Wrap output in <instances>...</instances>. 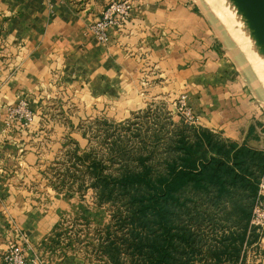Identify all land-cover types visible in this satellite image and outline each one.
<instances>
[{
  "label": "crops",
  "instance_id": "1",
  "mask_svg": "<svg viewBox=\"0 0 264 264\" xmlns=\"http://www.w3.org/2000/svg\"><path fill=\"white\" fill-rule=\"evenodd\" d=\"M110 1L0 0V214L25 233L30 260L46 248L60 218L40 209L27 185L44 181V170L68 147L76 118L123 122L174 98L177 88V96L191 99L202 128L264 151V96L254 94L252 76H242V51L215 16H204L192 0H128L126 31L103 45L90 27ZM247 50L264 65L252 43ZM60 100L84 107L57 110ZM20 101L35 123L20 141L16 133L8 141V108ZM57 112L70 117L67 126L57 124ZM260 251L246 254L243 264H264ZM47 264L83 262L68 255Z\"/></svg>",
  "mask_w": 264,
  "mask_h": 264
},
{
  "label": "trees",
  "instance_id": "2",
  "mask_svg": "<svg viewBox=\"0 0 264 264\" xmlns=\"http://www.w3.org/2000/svg\"><path fill=\"white\" fill-rule=\"evenodd\" d=\"M157 118L135 145L110 144L116 174L104 175L102 161L89 167L98 205L117 208L106 264H243L259 241L251 221L264 151Z\"/></svg>",
  "mask_w": 264,
  "mask_h": 264
},
{
  "label": "rangeland",
  "instance_id": "3",
  "mask_svg": "<svg viewBox=\"0 0 264 264\" xmlns=\"http://www.w3.org/2000/svg\"><path fill=\"white\" fill-rule=\"evenodd\" d=\"M191 3L192 7L196 3L204 16H215L226 33L233 37L239 51H242L241 58L246 61L243 68L239 67L243 73L242 76L244 77L246 73L252 76L254 94L258 95V98L264 96V65L252 50L253 53L247 50V48L250 49L252 42L244 32L228 1L192 0ZM233 25L239 34L232 30ZM239 38L242 39V43ZM254 51H257L255 46ZM176 92L177 88H175L174 98L167 101H154L144 111L132 115L123 122L101 120L95 122L96 120H77L76 118L77 128L72 133L66 134L68 147L65 150L63 148L60 153L58 152V159L44 170L46 173L43 174L44 181L27 185L29 191L35 194L31 197L32 201L38 203L37 206L40 209L44 211L56 210L55 213L60 218L58 226H55L50 238H48L46 248L38 254V257L30 260L28 257L30 243L25 233L13 222H7L6 215L0 214V264H4L6 253L10 252V250L8 251L9 247L12 244L23 243V238L28 242L23 248L25 255L32 264H34L33 262L35 264L57 262L68 255L76 256L82 260L83 264H106L107 259L102 254L101 245L106 239L109 228L114 226L113 215L117 208L111 204L98 205L95 191L90 188L93 180L89 167L95 160L102 161L105 167L102 170L104 175L116 174L120 167L119 164L107 160L110 144L116 140H131L132 145H135L138 143L137 135L143 134L146 127H153L154 117H158V122L161 124L167 122L166 118L175 124L180 121L185 123V118L182 120L179 113L190 112L194 115V119H198L200 123V118L195 113L193 103L188 95L180 94L177 96ZM20 102L15 107L10 106L9 108L18 107ZM82 102L84 103V101ZM82 102L80 100H60L57 101V110L61 107L80 109V107H84ZM27 109L32 113L33 125L36 115L29 108L28 103ZM57 113V124L67 126V120L70 117L66 115L62 117L59 112ZM191 127L198 128L201 125L197 124V126ZM30 128L24 131L14 129L11 133L4 134L3 138L9 141L13 138L11 137L13 133H16L18 141H20L24 136L23 133L29 131ZM60 134L64 135V133L57 132V136ZM70 135H76L79 141L73 140L74 138H71ZM132 148L135 149L136 146H132Z\"/></svg>",
  "mask_w": 264,
  "mask_h": 264
},
{
  "label": "built area",
  "instance_id": "4",
  "mask_svg": "<svg viewBox=\"0 0 264 264\" xmlns=\"http://www.w3.org/2000/svg\"><path fill=\"white\" fill-rule=\"evenodd\" d=\"M132 5L128 0H112L103 11L102 17L91 25L90 30L94 38L103 45H108L114 35L126 31L131 18ZM185 123L191 126L200 124L198 119L190 112L179 113ZM32 113L27 109V103L21 101L16 108H9L3 134L11 133L12 130H27L32 125ZM251 227L259 234L257 244L247 249L246 254L259 256L264 247V179L259 186L257 204L253 211ZM23 243L12 244L4 257V264H32L25 255L24 246L28 244L23 238ZM35 264V262H33Z\"/></svg>",
  "mask_w": 264,
  "mask_h": 264
},
{
  "label": "water",
  "instance_id": "5",
  "mask_svg": "<svg viewBox=\"0 0 264 264\" xmlns=\"http://www.w3.org/2000/svg\"><path fill=\"white\" fill-rule=\"evenodd\" d=\"M249 28L264 48V0H233Z\"/></svg>",
  "mask_w": 264,
  "mask_h": 264
},
{
  "label": "bare ground",
  "instance_id": "6",
  "mask_svg": "<svg viewBox=\"0 0 264 264\" xmlns=\"http://www.w3.org/2000/svg\"><path fill=\"white\" fill-rule=\"evenodd\" d=\"M227 1H228L229 5L231 6L232 10L234 11V13H235L238 21L240 22L241 26L243 27L244 32L246 33L248 38L251 40L253 46L256 47V49H257L256 52L260 54L262 60L264 61V48L258 42L256 37L253 35V33H252L251 29L249 28L244 16L240 13V11H239L237 5H235L234 1L233 0H227Z\"/></svg>",
  "mask_w": 264,
  "mask_h": 264
}]
</instances>
